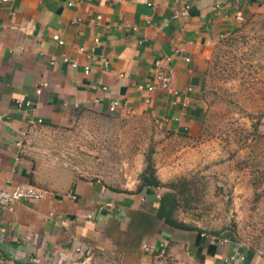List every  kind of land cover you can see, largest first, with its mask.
<instances>
[{
  "label": "crops",
  "instance_id": "0c3cea01",
  "mask_svg": "<svg viewBox=\"0 0 264 264\" xmlns=\"http://www.w3.org/2000/svg\"><path fill=\"white\" fill-rule=\"evenodd\" d=\"M182 10L185 14H180ZM263 12L264 0L3 3L0 186L26 182L44 189L46 196L0 208V264H72L82 254L75 251L78 244L116 264H152L154 252L144 249V243L164 244L166 264H222L229 257L231 264H264L257 251L232 237L208 232L199 223L174 214L173 222L189 228L167 223L158 216L163 190L140 189L139 178L132 177L136 172L110 174L92 155L73 153L54 142V129L84 111L112 114L145 103L167 119L171 138L195 140L199 133L193 128L200 119V95L212 48ZM56 33L64 40L62 45L53 40ZM63 55L76 60L77 67L64 62ZM165 56L171 58L167 64L174 69L178 94L159 87L151 93L139 91L138 83L155 81V61ZM86 63L91 66L89 74L83 71ZM17 98L31 103L19 107ZM115 98L121 105L110 112L109 102ZM168 156L155 165L158 181L193 166L180 167L179 161H186L174 152Z\"/></svg>",
  "mask_w": 264,
  "mask_h": 264
},
{
  "label": "rangeland",
  "instance_id": "374dc122",
  "mask_svg": "<svg viewBox=\"0 0 264 264\" xmlns=\"http://www.w3.org/2000/svg\"><path fill=\"white\" fill-rule=\"evenodd\" d=\"M200 103L195 140L171 138L167 119L145 103L112 114L84 111L54 129V142L92 155L110 174L129 176L134 171L130 176L140 182L148 161L155 173V165L169 159L170 152L184 157L186 162L178 165L193 166L160 181L159 198L173 191L178 199L174 215L264 256V12L214 45ZM169 183L175 184L173 189ZM72 264L116 263L89 249Z\"/></svg>",
  "mask_w": 264,
  "mask_h": 264
},
{
  "label": "built area",
  "instance_id": "2783aa9c",
  "mask_svg": "<svg viewBox=\"0 0 264 264\" xmlns=\"http://www.w3.org/2000/svg\"><path fill=\"white\" fill-rule=\"evenodd\" d=\"M7 0H0V6L5 3ZM180 14H185V11L182 10ZM97 19L100 16L96 17ZM53 40L56 41L58 44L62 45L64 40L59 34H54L52 36ZM100 41L99 37L94 38V42L98 43ZM80 51L84 50V47H79ZM177 51V49L175 50ZM188 59V58H187ZM62 60L64 62L69 63L72 67H77V61L71 59L65 55L62 56ZM104 60V59H103ZM163 60L166 64H163ZM170 56H165L164 59H157L155 61V81L152 83H138L137 89L142 92L151 93L157 87L160 89L167 91L173 95H177L178 91L174 88V81H175V72L173 67L170 64ZM83 71L85 74H89L91 71V66L89 63H86L83 66ZM106 89V86H103ZM191 89H188L190 91ZM145 102L150 101L149 96L144 97ZM16 104L20 107L23 104L29 105L30 101H24L23 99L17 98L15 100ZM121 103L118 99H112L108 105V111L113 112L116 108L120 107ZM46 196V191L42 188L36 187L30 183H17L15 185H6L4 187L0 186V208H10L15 202L18 201H25V200H32V199H43ZM144 249L152 250L154 252V260L152 264H166L163 260L164 255V244L160 243L159 246H152L148 243L143 244ZM75 251L77 253H84L85 251H89V248L78 244L75 247ZM244 256H241L240 259L242 260ZM233 261L232 257L225 258L222 264H231Z\"/></svg>",
  "mask_w": 264,
  "mask_h": 264
},
{
  "label": "trees",
  "instance_id": "16d2710c",
  "mask_svg": "<svg viewBox=\"0 0 264 264\" xmlns=\"http://www.w3.org/2000/svg\"><path fill=\"white\" fill-rule=\"evenodd\" d=\"M149 162L150 161H148V167L145 169L142 176L141 185L139 186L140 189L143 186L157 187L162 185L155 176L154 167ZM167 186L173 189L175 184L169 183ZM177 204L178 199L173 191L168 190L164 192L159 198L158 216L164 218L167 223L178 225L183 228H189L186 224L173 222L172 215L174 214Z\"/></svg>",
  "mask_w": 264,
  "mask_h": 264
}]
</instances>
